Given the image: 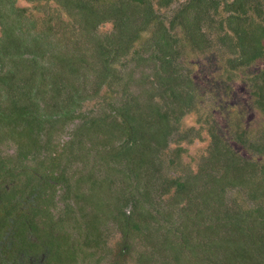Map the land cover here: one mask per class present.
<instances>
[{
  "label": "trees",
  "instance_id": "1",
  "mask_svg": "<svg viewBox=\"0 0 264 264\" xmlns=\"http://www.w3.org/2000/svg\"><path fill=\"white\" fill-rule=\"evenodd\" d=\"M0 132L90 209L95 264H264V0H0Z\"/></svg>",
  "mask_w": 264,
  "mask_h": 264
},
{
  "label": "flooded vegetation",
  "instance_id": "2",
  "mask_svg": "<svg viewBox=\"0 0 264 264\" xmlns=\"http://www.w3.org/2000/svg\"><path fill=\"white\" fill-rule=\"evenodd\" d=\"M31 160L30 153L8 160L0 152V264H95L86 247L82 251L72 242L84 232V219L75 217L90 209L82 212L77 196L54 177L46 181L43 167ZM79 205H85L80 198ZM66 237L71 244L62 241ZM64 246L72 254L61 251Z\"/></svg>",
  "mask_w": 264,
  "mask_h": 264
},
{
  "label": "rangeland",
  "instance_id": "3",
  "mask_svg": "<svg viewBox=\"0 0 264 264\" xmlns=\"http://www.w3.org/2000/svg\"><path fill=\"white\" fill-rule=\"evenodd\" d=\"M112 30V26L110 24H107L103 27V32H108ZM203 58V65L201 67H203V70L207 71L208 68V61L204 60V55L202 56ZM206 59V58H205ZM217 68H213L215 71L217 70V72H212L209 70L208 72V79L213 81L214 83L213 85V89L214 90H218L219 88V79L218 77L220 76V74L222 73V70L220 69V65L218 63H216ZM257 69V68H255ZM204 71V72H205ZM254 70H252L253 72ZM240 75L238 76H233L234 79H236V81L234 83H232V90L234 92V95H232V97H228V95H224L221 94V101H222V107H223V103H227L229 104V106H226L225 108V112L223 114V116L221 114L217 115L218 120L220 121L219 123H225L223 121H225L226 118L229 119L228 124L230 123L231 127H244L245 123L248 122L249 118V109L247 108L248 104L251 102L249 100V91H251L247 79L252 77L254 74H251L248 70L247 71H243L239 73ZM139 73L136 75L138 76ZM199 76V74H198ZM239 76H241L243 78L244 81L247 82L248 87H245L243 85H241V81L239 79ZM215 78V79H214ZM207 79V81H208ZM214 79V80H213ZM207 85V84H205ZM208 86V85H207ZM133 88H136V85H133ZM141 88V86H140ZM136 95L139 92H135ZM3 96H5V92L3 91ZM211 100V99H210ZM258 113V112H257ZM215 115V114H214ZM223 117V118H221ZM256 127V125H255ZM254 124L252 125L251 128H249L251 131H254ZM103 134V132H102ZM103 137V136H102ZM101 138V137H100ZM1 143H5L4 145L0 144V152L2 151L3 156H5L6 159L11 160L12 158H14V156L16 154H19V147L13 143V144H9V141H6V139H3L0 141ZM8 144V145H6Z\"/></svg>",
  "mask_w": 264,
  "mask_h": 264
}]
</instances>
